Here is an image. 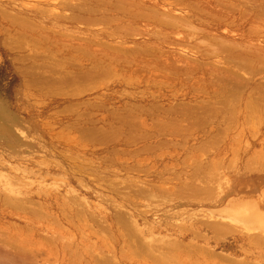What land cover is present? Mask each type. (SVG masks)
Masks as SVG:
<instances>
[{"label":"rangeland","instance_id":"374dc122","mask_svg":"<svg viewBox=\"0 0 264 264\" xmlns=\"http://www.w3.org/2000/svg\"><path fill=\"white\" fill-rule=\"evenodd\" d=\"M260 159L264 0H0L12 262L200 264L209 242L244 258L208 226L220 198L189 190L211 178L227 192L236 166Z\"/></svg>","mask_w":264,"mask_h":264},{"label":"bare ground","instance_id":"6f19581e","mask_svg":"<svg viewBox=\"0 0 264 264\" xmlns=\"http://www.w3.org/2000/svg\"><path fill=\"white\" fill-rule=\"evenodd\" d=\"M62 1V0H61ZM121 2V1H120ZM45 5V4H44ZM77 6V5H76ZM83 7V6H82ZM44 8V7H43ZM71 8V7H70ZM46 9V8H45ZM56 10V9H55ZM54 10V11H55ZM53 11V10H52ZM87 11V10H86ZM58 12V11H57ZM56 13V11H55ZM65 13V12H64ZM53 15V14H52ZM66 15V14H65ZM67 16V15H66ZM63 17V16H62ZM78 20V19H77ZM173 21V20H172ZM212 38V37H211ZM229 44V43H228ZM236 44V43H235ZM238 45V44H236ZM245 46V44L243 45ZM249 46V45H248ZM252 46V45H251ZM249 48V47H248ZM252 52V51H251ZM257 54V53H256ZM260 57V56H259ZM240 60V59H239ZM238 60V62H239ZM233 61V60H232ZM237 65V64H235ZM247 65V64H246ZM244 66V65H243ZM242 66V68H243ZM260 66V65H259ZM246 67V66H245ZM251 67V66H250ZM241 68V69H242ZM240 69V68H239ZM254 69V68H253ZM243 71V70H242ZM245 71V70H244ZM252 72V71H251ZM250 72V74H251ZM243 73V72H242ZM245 73V72H244ZM246 73H249L246 72ZM235 86V85H234ZM244 86V85H243ZM241 87V86H240ZM238 90V89H237ZM231 91V90H230ZM239 91V90H238ZM233 93V92H232ZM239 93V92H238ZM242 93V92H241ZM240 93V94H241ZM236 94V93H235ZM232 95V94H231ZM230 96V95H229ZM237 97V94H236ZM230 98V97H229ZM238 98V97H237ZM250 98V97H249ZM240 99V97H239ZM251 99V98H250ZM235 100V99H234ZM226 101V100H225ZM213 102V101H212ZM211 102V103H212ZM228 104L230 102L227 101ZM235 102V101H234ZM256 102V101H255ZM225 103V102H224ZM223 103V105H224ZM250 103V102H249ZM214 104V103H213ZM234 104V103H233ZM209 105V104H208ZM216 105V103H215ZM235 105V104H234ZM247 105V104H246ZM249 105V104H248ZM251 105V104H250ZM254 105V102H253ZM211 106V105H210ZM218 106V105H217ZM226 106V105H225ZM224 106V108H225ZM230 107V106H229ZM233 107V105H232ZM231 107V108H232ZM247 107V106H246ZM205 108V107H204ZM210 109V108H208ZM208 109L206 111H208ZM212 109V108H211ZM210 109V110H211ZM215 109L216 106H215ZM229 109V108H228ZM235 109V108H234ZM248 109V108H247ZM214 110V108L212 109ZM211 110V111H212ZM216 111V110H215ZM234 111V110H233ZM205 112V111H204ZM210 112V111H209ZM217 112V111H216ZM202 113V112H201ZM200 113V114H201ZM206 113V112H205ZM205 113L203 114L205 116ZM210 112V116H211ZM214 113V111H213ZM233 113V112H232ZM207 114V113H206ZM208 114V115H209ZM217 114V113H216ZM215 114V115H216ZM202 115V116H203ZM209 117V116H208ZM230 117V116H229ZM223 118V117H222ZM234 120V119H233ZM248 121V120H247ZM243 127V126H242ZM256 132V131H255ZM238 154V153H237ZM235 153V155H237ZM248 158V157H246ZM255 158V157H253ZM252 158V160H253ZM262 158V157H260ZM255 160V161H254ZM253 162L256 163V159H254ZM261 160V159H260ZM233 161V160H232ZM250 161V160H249ZM252 162V161H251ZM252 164H244L242 163L241 165L236 166L238 168V173L236 176H234L233 178H229L230 181H228V183L230 184V188H228L229 191L224 192V191H220L218 192L216 189V185L215 183H213L210 179L209 181L207 180H203L201 182L199 179V183L202 185L198 186V189H191L189 190L190 193L192 195L195 196V194L201 193L202 195L206 196L207 198H209V200H211L212 198L216 197V198H220V203L219 205H217L216 207L208 210V218H209V222H208V226L211 227L210 229L212 231H214L213 233H215V235L219 234L221 236L224 235H228L232 234L234 235L233 240L236 243H241L242 245V249L240 251H242V253H246L247 256L244 258H240V259H233L235 258V254H217L216 251L218 249V244H215L214 246L211 245V243H207L205 246L207 248L208 251H206V253L204 254V256H199V260L201 261L202 264H224L223 262L229 260L232 263L233 260L235 262V260H237L236 264H264V162L261 160V162H263L262 166H258L259 163H256L258 165H255V163ZM259 162V161H258ZM238 163V162H237ZM233 164V163H232ZM235 164V163H234ZM214 165V164H213ZM218 168V165H216ZM232 167V166H231ZM221 169V168H220ZM202 175V174H201ZM206 175V174H205ZM204 177V176H203ZM196 179V178H195ZM201 179V178H200ZM208 179V178H207ZM202 180V179H201ZM214 180V179H213ZM217 182V181H216ZM196 184V183H194ZM205 185V186H204ZM186 186V185H185ZM193 186V184H192ZM197 185H194V187ZM222 186V185H221ZM193 187V188H194ZM188 189V187H187ZM186 189V190H187ZM224 190V189H223ZM161 191V190H160ZM15 191H9V193H14ZM182 192V191H181ZM197 192V193H196ZM215 192V193H214ZM218 194H217V193ZM166 193V192H165ZM188 193V194H190ZM194 193V194H193ZM3 191H0V196H3ZM163 194V193H162ZM178 195V194H177ZM201 195V196H202ZM218 195V197H217ZM6 196V195H4ZM167 196V195H166ZM190 196V195H188ZM198 196V195H197ZM196 196V197H197ZM153 197V196H152ZM158 197V196H157ZM180 197V196H179ZM200 197V195L198 196V198ZM205 197V198H206ZM2 198V197H1ZM5 198V197H4ZM2 198V200L4 199ZM154 198V197H153ZM156 198V196H155ZM192 198V197H191ZM203 199H205L202 196ZM206 198V199H207ZM13 199V198H12ZM170 199V198H169ZM7 200V199H6ZM151 200V199H150ZM155 200V199H154ZM153 200V201H154ZM215 200V199H214ZM9 201V200H7ZM30 201V200H28ZM157 201V200H156ZM207 202H209L208 200H206ZM18 202V200L16 201ZM21 202V201H20ZM24 202V201H22ZM204 202V201H203ZM212 202V200H211ZM8 202H6L5 204H7ZM210 203V202H209ZM18 205V204H15ZM14 205V206H15ZM212 221V222H211ZM207 232V231H206ZM209 232V231H208ZM216 235V236H217ZM198 236V235H197ZM214 236V238H219ZM204 237V236H202ZM201 237V238H202ZM210 237V236H209ZM213 237V236H212ZM200 238V237H198ZM205 238H208L205 235ZM221 238V237H220ZM203 239V238H202ZM209 239V238H208ZM204 241H207L205 239H203ZM212 241V239H210ZM193 242V240H191ZM191 243V242H190ZM189 243V244H190ZM147 244V243H146ZM172 244V243H171ZM177 244V243H176ZM175 245V244H173ZM178 245V244H177ZM183 245V244H182ZM186 245V244H185ZM196 245V244H195ZM167 246V245H166ZM199 246V245H198ZM198 246H194L192 244H190V250L195 253L194 255H199V249L201 248H205V247H198ZM160 247V246H159ZM174 247V246H173ZM176 247V246H175ZM182 247V246H181ZM186 247V246H185ZM198 249H196V248ZM140 248V247H139ZM167 248V247H166ZM169 248V247H168ZM167 248V249H168ZM189 249V246L187 245V247ZM205 248V250H206ZM245 248V251H244ZM161 249V248H160ZM176 249V248H175ZM200 249V251H201ZM149 250V249H148ZM165 250V249H164ZM171 250V249H170ZM177 250V249H176ZM189 250V252H190ZM204 250V252H205ZM195 251V252H194ZM203 251V249H202ZM201 251V252H202ZM141 253H145L140 251ZM187 252V253H189ZM148 253V252H147ZM146 253V254H147ZM168 253V251H167ZM191 253V252H190ZM241 253V254H242ZM153 254V253H152ZM151 254V255H152ZM170 254V253H169ZM203 255V253H201ZM2 255V257H1ZM16 255V254H15ZM165 255V254H163ZM174 255V254H173ZM216 255L217 258L216 259ZM219 255V256H218ZM8 257H10L8 255ZM6 257L5 254H1L0 252V264H19L18 261H21L22 259H20V257H18V261L16 260L17 257L15 258L16 263L12 262L11 258ZM152 257V256H151ZM157 257V256H156ZM172 257V255H171ZM241 257V256H240ZM3 258V259H2ZM164 259H168V258H164ZM188 259V258H187ZM190 259V258H189ZM233 259V260H232ZM171 260V258H170ZM161 261V260H159ZM167 261V260H166ZM173 261V260H172ZM176 261V260H175ZM199 261V262H200ZM18 262V263H17ZM24 262V261H23ZM23 262H20L21 264ZM197 262V261H196ZM26 263V262H24ZM165 263V262H164ZM167 263V262H166ZM174 263V261L172 262ZM182 263V262H181ZM195 263V262H194ZM200 263V264H201ZM169 264V263H168ZM178 264V263H177ZM183 264V263H182ZM186 264H192L191 261L186 262Z\"/></svg>","mask_w":264,"mask_h":264}]
</instances>
